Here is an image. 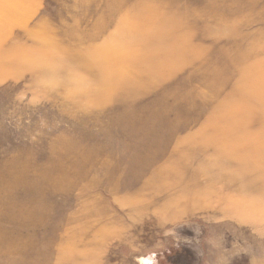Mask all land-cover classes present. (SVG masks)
Wrapping results in <instances>:
<instances>
[{
    "label": "rangeland",
    "instance_id": "1",
    "mask_svg": "<svg viewBox=\"0 0 264 264\" xmlns=\"http://www.w3.org/2000/svg\"><path fill=\"white\" fill-rule=\"evenodd\" d=\"M219 233L264 264V0H0V264Z\"/></svg>",
    "mask_w": 264,
    "mask_h": 264
},
{
    "label": "clouds",
    "instance_id": "2",
    "mask_svg": "<svg viewBox=\"0 0 264 264\" xmlns=\"http://www.w3.org/2000/svg\"><path fill=\"white\" fill-rule=\"evenodd\" d=\"M184 243L190 244L191 241L185 240ZM203 244L207 248L206 250L202 248L198 255L202 257L204 264H232L234 258L241 255L248 256L247 245L242 240L233 238L231 248H225V236L223 233L206 236ZM156 257L157 253H154L146 258H141L140 264H159ZM248 258L249 264H252V258L250 256Z\"/></svg>",
    "mask_w": 264,
    "mask_h": 264
}]
</instances>
